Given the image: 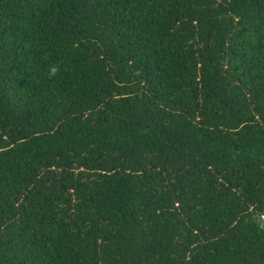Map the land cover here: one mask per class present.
<instances>
[{
    "label": "trees",
    "instance_id": "trees-1",
    "mask_svg": "<svg viewBox=\"0 0 264 264\" xmlns=\"http://www.w3.org/2000/svg\"><path fill=\"white\" fill-rule=\"evenodd\" d=\"M263 216L264 0H0V264H264Z\"/></svg>",
    "mask_w": 264,
    "mask_h": 264
},
{
    "label": "clouds",
    "instance_id": "clouds-1",
    "mask_svg": "<svg viewBox=\"0 0 264 264\" xmlns=\"http://www.w3.org/2000/svg\"><path fill=\"white\" fill-rule=\"evenodd\" d=\"M60 71V66L59 65H54L50 67V77H54L58 74V72Z\"/></svg>",
    "mask_w": 264,
    "mask_h": 264
},
{
    "label": "water",
    "instance_id": "water-1",
    "mask_svg": "<svg viewBox=\"0 0 264 264\" xmlns=\"http://www.w3.org/2000/svg\"><path fill=\"white\" fill-rule=\"evenodd\" d=\"M260 217L258 216L257 219H259Z\"/></svg>",
    "mask_w": 264,
    "mask_h": 264
},
{
    "label": "built area",
    "instance_id": "built-area-1",
    "mask_svg": "<svg viewBox=\"0 0 264 264\" xmlns=\"http://www.w3.org/2000/svg\"><path fill=\"white\" fill-rule=\"evenodd\" d=\"M264 217V216H263Z\"/></svg>",
    "mask_w": 264,
    "mask_h": 264
}]
</instances>
